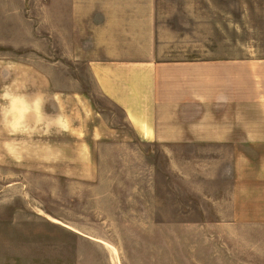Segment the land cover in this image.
<instances>
[{
  "label": "rangeland",
  "instance_id": "rangeland-1",
  "mask_svg": "<svg viewBox=\"0 0 264 264\" xmlns=\"http://www.w3.org/2000/svg\"><path fill=\"white\" fill-rule=\"evenodd\" d=\"M157 24L168 56L241 55L264 44V0H157ZM32 52L0 51L29 91L61 97L72 128L42 138L59 162L0 152V264H264V225H211L227 203L195 160L215 151L147 148L100 95L87 54ZM37 64L42 84L25 69Z\"/></svg>",
  "mask_w": 264,
  "mask_h": 264
},
{
  "label": "crops",
  "instance_id": "crops-1",
  "mask_svg": "<svg viewBox=\"0 0 264 264\" xmlns=\"http://www.w3.org/2000/svg\"><path fill=\"white\" fill-rule=\"evenodd\" d=\"M161 30L157 0H0V51L87 54L100 95L123 111L140 143L215 151L195 160L211 166L206 177L227 203L211 225H264V44L178 58L168 56ZM25 69L41 83L42 65ZM196 172L204 181V168Z\"/></svg>",
  "mask_w": 264,
  "mask_h": 264
},
{
  "label": "clouds",
  "instance_id": "clouds-1",
  "mask_svg": "<svg viewBox=\"0 0 264 264\" xmlns=\"http://www.w3.org/2000/svg\"><path fill=\"white\" fill-rule=\"evenodd\" d=\"M16 67L12 61H0V75L9 81L0 87V133L8 137L0 141V152L17 165L25 161L59 162L62 152L41 141L69 133L71 117L59 95L29 91L27 80L14 78Z\"/></svg>",
  "mask_w": 264,
  "mask_h": 264
}]
</instances>
